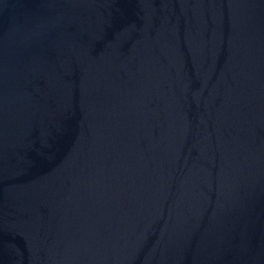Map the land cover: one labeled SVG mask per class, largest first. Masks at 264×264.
I'll return each mask as SVG.
<instances>
[{
  "label": "water",
  "instance_id": "1",
  "mask_svg": "<svg viewBox=\"0 0 264 264\" xmlns=\"http://www.w3.org/2000/svg\"><path fill=\"white\" fill-rule=\"evenodd\" d=\"M0 264H264V0H0Z\"/></svg>",
  "mask_w": 264,
  "mask_h": 264
}]
</instances>
